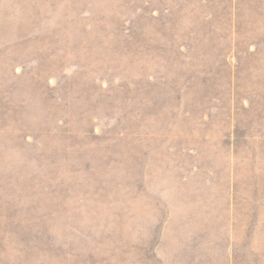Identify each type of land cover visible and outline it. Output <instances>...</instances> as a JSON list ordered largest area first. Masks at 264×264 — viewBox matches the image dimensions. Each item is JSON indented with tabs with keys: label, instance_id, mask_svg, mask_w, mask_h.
I'll return each instance as SVG.
<instances>
[{
	"label": "rangeland",
	"instance_id": "rangeland-1",
	"mask_svg": "<svg viewBox=\"0 0 264 264\" xmlns=\"http://www.w3.org/2000/svg\"><path fill=\"white\" fill-rule=\"evenodd\" d=\"M0 264H264V0H0Z\"/></svg>",
	"mask_w": 264,
	"mask_h": 264
}]
</instances>
